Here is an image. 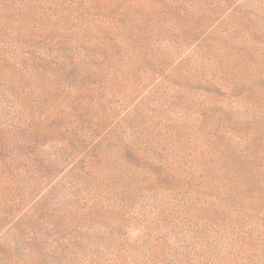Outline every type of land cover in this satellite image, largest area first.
Wrapping results in <instances>:
<instances>
[{
    "label": "rangeland",
    "instance_id": "1",
    "mask_svg": "<svg viewBox=\"0 0 264 264\" xmlns=\"http://www.w3.org/2000/svg\"><path fill=\"white\" fill-rule=\"evenodd\" d=\"M262 185L264 0H0V264H264Z\"/></svg>",
    "mask_w": 264,
    "mask_h": 264
},
{
    "label": "trees",
    "instance_id": "2",
    "mask_svg": "<svg viewBox=\"0 0 264 264\" xmlns=\"http://www.w3.org/2000/svg\"><path fill=\"white\" fill-rule=\"evenodd\" d=\"M119 143H121V142H116V140L111 138L109 134L104 136V138L99 143L95 144L96 147H93L91 152L89 151L86 154H84L82 160L79 161L80 162L79 163V168H77L78 174L80 176H82V177H89L92 168L95 165L97 166L98 162L100 160L110 159V157H111V155H109V157L105 156L103 153H101V152H103L101 150H104L106 148V146H108V144H116L118 146ZM117 146H115L113 151L116 152L117 155H118L121 152L118 150ZM98 152H100V153H98ZM120 161H123L124 163H127V161L123 160L122 158H120ZM130 169L132 171H130ZM142 170L143 169L140 168L139 166H137L135 164H130L129 168L127 170H125V172L132 174V173H135L136 171H142ZM84 181H86V179ZM262 188L264 189V185H262ZM76 190L78 191V188H76ZM102 192L106 193V197L110 193V191L108 189H105ZM69 196L75 197L74 194H72V192L69 193ZM203 241H204V238H202L200 236L199 237V242H203ZM257 244L258 243H256V239L252 238L251 236H247V244H244L242 242L241 247H243V248L247 247L248 249H250V247H253L252 249H255V248L257 249V250H253V251H260L261 248L259 246H257Z\"/></svg>",
    "mask_w": 264,
    "mask_h": 264
}]
</instances>
